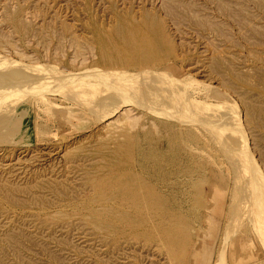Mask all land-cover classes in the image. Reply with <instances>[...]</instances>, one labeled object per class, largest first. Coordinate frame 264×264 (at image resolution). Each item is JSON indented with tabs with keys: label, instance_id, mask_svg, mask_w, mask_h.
<instances>
[{
	"label": "rangeland",
	"instance_id": "374dc122",
	"mask_svg": "<svg viewBox=\"0 0 264 264\" xmlns=\"http://www.w3.org/2000/svg\"><path fill=\"white\" fill-rule=\"evenodd\" d=\"M2 58L85 81L101 72V84L126 70H160L152 81L188 86L167 88L150 105L135 92L136 101L100 118L66 95L64 81L49 91L39 78L27 85L0 74V264H196L209 256L219 264L227 240L238 244L225 258L240 251L250 256L245 264H264L249 210L237 213L238 226L227 220L237 183L246 194L261 180L264 190V0H0ZM188 97L189 111L180 109ZM166 103L171 118L146 113ZM190 107L201 108L199 120ZM225 110L237 116L248 153L219 134L222 148L203 125ZM249 175L255 182L246 183Z\"/></svg>",
	"mask_w": 264,
	"mask_h": 264
},
{
	"label": "bare ground",
	"instance_id": "6f19581e",
	"mask_svg": "<svg viewBox=\"0 0 264 264\" xmlns=\"http://www.w3.org/2000/svg\"><path fill=\"white\" fill-rule=\"evenodd\" d=\"M148 30H149V28H148ZM159 31V30H158ZM158 31H157V33H158ZM128 32V31H127ZM149 32V31H148ZM130 34H128V36H129ZM133 35H134V33L132 34V37H133ZM136 35V34H135ZM148 35V34H147ZM163 35V34H162ZM144 36V35H143ZM150 36V35H149ZM155 36V35H154ZM160 36V35H159ZM147 37V36H146ZM128 38H130L131 39V37H128ZM145 38V37H144ZM152 38H153V36H152ZM166 38V37H165ZM147 39V38H146ZM156 39V38H155ZM162 40H163V36H162ZM161 40V41H162ZM165 40V39H164ZM137 41V40H136ZM147 41V40H146ZM149 41H150V39H149ZM154 39H153V43H154ZM165 41H167V40H165ZM134 42H135V39H134ZM164 42V41H163ZM128 43H129V41H128ZM149 43V42H148ZM159 43V42H158ZM125 44H127V42L125 43ZM130 44V43H129ZM133 44H135L136 46H137V44L136 43H133ZM152 44V43H151ZM156 44H157V42H156ZM131 45V44H130ZM130 45H125L126 46V48H128V46H130ZM139 45H141L140 44V42L138 43V46ZM144 45V44H143ZM145 45H147V43L145 44ZM144 45V46H145ZM154 46H155V44H153ZM167 45V44H166ZM104 46H106V44L104 45ZM137 46V47H138ZM149 46V45H148ZM148 46H147V48H148ZM152 46V45H151ZM150 46V47H151ZM158 46V45H157ZM160 46V45H159ZM107 47V46H106ZM114 47V46H113ZM132 47V46H131ZM134 47V46H133ZM136 48V47H135ZM141 48V47H140ZM143 48V47H142ZM145 48V47H144ZM153 48V47H152ZM151 48V49H152ZM155 48H157V47H155ZM154 48V49H155ZM102 49L104 50V48L102 47ZM131 50H132V48H130ZM149 49V48H148ZM102 50V51H103ZM105 50H107L106 48H105ZM128 50V49H127ZM130 50V51H131ZM135 50V49H134ZM137 50V53H138V50L139 49H136ZM142 50V49H141ZM146 50V49H145ZM150 50V49H149ZM153 50V49H152ZM156 50V49H155ZM101 51V52H102ZM110 51V50H109ZM159 50H157L156 52H158ZM107 52V51H106ZM105 52V53H106ZM151 52V51H150ZM119 53V52H118ZM134 53V52H133ZM139 53H141V52H139ZM142 53H145V52H142ZM159 53H161V51L159 52ZM104 54V53H103ZM107 54H108V52H107ZM120 54H122V53H120ZM154 54H157L158 55V53H153V55ZM106 55V54H105ZM105 55H103V57L105 56ZM110 54H108V56L107 57H110L109 56ZM119 55V54H118ZM135 55V54H134ZM150 56H152V54H149ZM149 55H147V57L149 56ZM164 55V54H163ZM141 55H139V57H140ZM145 56V55H144ZM161 55L159 54L158 55V57H156L157 58V61H158V58L160 57ZM106 57V56H105ZM112 57L113 56H111V59H112ZM123 57V56H122ZM137 57V56H136ZM146 57V58H147ZM155 57V56H154ZM114 58V57H113ZM119 58H121V57H119ZM145 58V59H146ZM156 58H154V60L156 59ZM163 58V57H162ZM166 58H167V54H166ZM165 58V59H166ZM104 59V58H103ZM102 59V60H103ZM107 59V58H106ZM105 59V60H106ZM110 59V58H109ZM125 59H126V57H125ZM125 59H123V60H125ZM145 59L143 58V60H144V62H145ZM148 59V58H147ZM146 59V60H147ZM149 59H151L150 57H149ZM161 59V58H160ZM2 60H3V62H6V65L7 66H5V67H0V69H2L1 71H0V74H3V76H4V74H6L7 72H10V74L12 75V74H16L17 76H14V79H16L17 81H20V84H21V81L23 82H28V84L27 85H30V82H29V80H31V78H36L37 80H38V78H39V82L36 84V86L39 84L40 85V83L42 82L43 83V87H39V89L40 88H48L49 89V87H50V84L49 83H51L52 85H53V83L54 84H58V80H61V82L60 83H62V81H64L65 82V84H66V86H62L63 85V83H62V85H58V87H60V86H62L63 87V90L64 91H66V95H69V97H71V98H74V100L75 101H77V103H78V105H82L83 107H85V108H87V111H89V112H91V111H93V112H97V113H101L102 115H99L100 116V118H102L103 117V114L105 113V112H107L106 114H110V113H108L109 111L111 112V110H118V108H122V106H127V105H130L131 104V101H136L137 99H135V98H133L132 96H133V94H135V92H137L138 94H137V96H139V97H136V98H138V100H141L140 102L142 103V101L143 102H152L153 100H163V98L164 97H167L168 96V93H167V96H164L163 94L166 92L165 90H167V88H170V90H172V92H174V90H175V92L177 91V89L179 88V87H183V86H188L187 85V81H180L178 84H177V86L175 87L174 85H172L171 87L168 85V83H165V81L163 82V83H161L162 81L160 80L159 81V79H158V81L159 82H157V79L156 80H154V81H152L153 79L152 78H154L155 76H157V75H153V73H157L158 75H161V74H164V72L163 71H160V70H153V71H149V73L150 74H152V75H146L145 74V76L143 75V76H139V75H137V74H135V73H131V71L129 72V71H124V75L123 74H118V77L116 76V79H119L120 78V80H116V79H113L114 77H115V75H117V74H112V80H108V82H106V84L104 83V84H101L99 81L100 80H97V78L99 79H103V75L101 74V72L100 73H96V75L95 76H97V78L96 77H94L95 79H96V81L94 80V79H92L93 81H91L89 78L90 77H88L87 79H89L90 81H85V79H86V77L83 79V75H82V77H81V75L79 76L78 74H75V75H69V74H65V73H63V72H61V71H57V70H55V68H52V67H48V66H46V67H44V66H36V67H28V66H26L25 64H22V63H14V62H11V61H7V60H5L4 58H2ZM1 59H0V61H2ZM164 60V59H163ZM114 61V60H113ZM122 61V60H121ZM126 61H127V59H126ZM131 61V60H130ZM136 61V60H135ZM140 62V61H139ZM154 62V64L155 63H157V62H155V61H153ZM108 63V62H107ZM115 63V62H114ZM123 63V62H122ZM131 63V62H130ZM137 63V62H136ZM142 63V62H141ZM148 63H150V61L148 62ZM148 63L146 62L145 64H147L148 65ZM158 63H160V62H158ZM112 64V63H111ZM124 64H126V63H124ZM127 64H129V62L127 63ZM126 64V65H127ZM132 64V63H131ZM151 64H153L152 62H151ZM108 65V64H107ZM130 65V64H129ZM112 66H113V64H112ZM121 67H122V65H121ZM143 69V68H142ZM166 69V68H165ZM119 70H120V68H119ZM110 71V70H109ZM108 72V71H107ZM106 71L103 73L104 75H105V78H106V73H107ZM144 73V72H143ZM93 74H95V73H88V74H85L86 76L87 75H90V76H92ZM108 74V73H107ZM148 74V73H147ZM7 75H8V73H7ZM121 75H123V76H121ZM6 76V75H5ZM13 76V75H12ZM37 76V77H36ZM164 76V75H163ZM110 77H111V75H110ZM122 77V78H121ZM124 77H126V78H124ZM128 77V78H127ZM158 77V76H157ZM156 77V78H157ZM165 77V76H164ZM8 78V77H7ZM34 78V79H35ZM91 78H93V76L91 77ZM124 78V79H123ZM12 79V78H11ZM10 78H9V81L11 80ZM33 79V80H34ZM36 79L34 80V82L36 81ZM49 79H52V81H49ZM101 79V81L102 82H104V80H102ZM108 79H109V77H108ZM155 79V78H154ZM32 80V81H33ZM106 80V79H105ZM13 81V80H12ZM16 81V82H17ZM67 81V82H66ZM70 81V82H69ZM15 82V81H14ZM56 82V83H55ZM100 84H99V83ZM19 83V82H18ZM36 83V82H35ZM42 83H41V86H42ZM48 83V84H47ZM74 83H75V86H74ZM78 83H80V85L78 84ZM84 83V84H83ZM189 84H191V83H189ZM35 85V84H34ZM34 85H32V87H28L29 89L31 88L32 90L30 91V94H33L34 96H35V94H38V93H36V92H33V89H34V87L36 88V86H34ZM54 86H57V85H54ZM72 86H73V88H72ZM16 87V86H15ZM24 87H26V86H24ZM38 87V86H37ZM51 88H52V86H51ZM54 88V87H53ZM67 88H70L69 90L67 89ZM72 88V89H71ZM175 88H177V89H175ZM188 88V87H187ZM186 88V89H187ZM17 89V88H16ZM38 88L37 89H35L36 91H38L39 90ZM183 89V88H182ZM5 90V89H4ZM55 90V89H54ZM140 90V91H139ZM170 90H169V93H170ZM185 90V89H184ZM42 91V90H41ZM44 91V90H43ZM42 91V92H43ZM49 91H50V89H49ZM62 91V90H61ZM1 92V91H0ZM188 92V91H187ZM187 92H186V94H187ZM47 93V92H46ZM140 93V94H139ZM64 94H65V92H64ZM176 94V93H175ZM185 92L183 93V95H182V98H183V96L185 97ZM8 94H6V96H7ZM16 95V94H15ZM45 95V94H44ZM4 96V95H3ZM14 96V95H13ZM0 97H2V95H1V93H0ZM177 97V96H176ZM187 97V96H186ZM7 98V97H6ZM20 98H22V99H19V101H15L16 103H18V105L22 102V100L23 99H25V98H27V95H23V96H21ZM35 98L37 99V97L35 96ZM182 98L180 99L181 101H183L182 103H179V99H178V105L180 106V109H182V108H184L185 110L187 109L188 111H189V106L192 104H190L189 102H190V100H189V97L188 98H186L185 100L187 101V99H188V105H186V107H182V104H184V102L186 103V101H184V100H182ZM2 99V98H1ZM1 99H0V101H1ZM49 99V98H48ZM52 99V98H51ZM169 99H170V97H169ZM169 99L167 100V102L169 101ZM45 100H47L46 98H42V100H39V101H45ZM174 100V99H173ZM173 100H171L172 102H173ZM54 102V101H53ZM161 102V101H160ZM160 102H155V106H156V104H158V103H160ZM175 102H176V100H175ZM175 102H173L174 104H175ZM80 103V104H79ZM163 103V102H162ZM164 103H165V101H164ZM177 103V102H176ZM186 103V104H187ZM145 104H147V103H145ZM151 103H149V105H150ZM153 105V104H152ZM159 105V104H158ZM155 106L153 105L152 107H154V110L153 109H149L148 108V110H147V112L146 113H150V114H152L155 118H159V119H163V120H166V119H168V116L171 118V116H170V114H168L169 112H171V110H170V106H172V105H170V104H168V103H166V104H163L162 106H163V108L162 109H157L156 110V108H155ZM175 106V105H174ZM173 107V106H172ZM177 107V106H176ZM203 107H205V106H202V110H204L203 109ZM191 108V107H190ZM215 108V107H214ZM111 109V110H110ZM173 109V108H172ZM192 109V108H191ZM178 110V109H177ZM193 110V109H192ZM195 110V111H194ZM193 110V112L194 113H190V115L191 116H193L194 118H197V116H202V115H200L201 113H202V111H201V108L199 107L198 109H194ZM80 112L82 111V110H79ZM180 111H182V110H180ZM92 112V113H93ZM113 112V111H112ZM183 112H184V110H183ZM83 115H81V117L82 118H86L87 117V114L88 113H86V114H84V112L82 111L81 112ZM178 113V112H177ZM180 113V112H179ZM186 113V112H185ZM188 114V113H187ZM217 114H219V115H217L216 116V113L215 114H213V117H211L212 116V112H211V116L210 117H204L203 116V125H208L209 127V131H210V133H211V135H216V137H215V141H216V139L218 138V143H219V141H220V143L223 145V147L222 148H224V143L225 142H227L223 137H222V139L218 136L219 134L221 135H223V136H229L230 138H231V141H230V143H231V146H232V149H233V147H234V149L233 150H235V148H240V150L241 151H244V153H248V152H245L246 150H247V142L245 143V139H246V137H245V135L242 133V129H241V124H238L237 123V116L236 115H234V114H231V113H229L227 110H225V111H223V112H221V113H217ZM89 115V114H88ZM105 115V114H104ZM210 115V114H209ZM74 116V115H73ZM188 116V115H187ZM190 116V117H191ZM216 116V117H215ZM236 116V117H235ZM78 117V116H77ZM81 118V119H82ZM173 118V117H172ZM173 119H176V118H173ZM173 119H170V120H167L166 121V124H168V125H170L171 127L173 126L174 127V120ZM198 119V118H197ZM98 120H99V117H98ZM199 120V119H198ZM200 121H201V119H200ZM177 122H178V120H177ZM185 122H186V120H185ZM189 122H192V121H188L187 122V124H189ZM238 122H239V120H238ZM184 123V122H183ZM192 123H194V122H192ZM201 123H202V121H201ZM173 124V125H172ZM182 124V123H181ZM185 125H186V123H184ZM170 128V127H169ZM192 129V128H191ZM191 129H189V130H187V133H190V130ZM172 130V129H171ZM182 133V132H181ZM185 135H186V131H185ZM189 135V134H188ZM221 135V136H222ZM182 136H184V135H182ZM171 137H169V139H170ZM184 138H185V136H184ZM197 138V137H196ZM160 139V138H159ZM163 139V138H162ZM169 139H167L168 141H169ZM183 139V138H182ZM214 139V138H213ZM164 140V139H163ZM167 140H166V142H167ZM176 141V140H175ZM201 141V140H200ZM171 143V142H170ZM180 143V142H179ZM208 144V143H207ZM226 144V143H225ZM170 145V144H169ZM209 145V144H208ZM213 145V144H212ZM172 146H173V144H172ZM207 146V145H206ZM226 146V145H225ZM230 146V145H229ZM230 146V147H231ZM163 147V146H162ZM177 147V146H176ZM172 148V147H171ZM171 148H170V150H171ZM192 148V147H191ZM227 148H228V146H227ZM147 150V149H146ZM167 150V149H166ZM151 151V150H150ZM225 151V150H224ZM228 151H229V148H228ZM118 153V152H117ZM230 153V152H229ZM132 157V156H131ZM186 157H188V156H186ZM185 157V158H186ZM239 160H243L242 158H239L238 157V162H239ZM248 160V159H247ZM250 160V159H249ZM249 160H248V163H249ZM245 161V160H244ZM243 161V162H244ZM185 162H186V160H185ZM234 162V161H233ZM251 162V161H250ZM193 163V162H192ZM240 163V162H239ZM242 163V162H241ZM248 163L246 162V165L248 166ZM186 164H188V163H186ZM253 164V163H252ZM245 165V164H244ZM194 166V165H193ZM242 166H243V163H242ZM197 167V166H196ZM244 167V166H243ZM246 167V166H245ZM244 167V168H245ZM256 167V166H255ZM255 167H254V169H255ZM249 170L252 168V167H250V163H249ZM196 169V168H195ZM243 169V168H242ZM241 169V170H242ZM239 170V169H238ZM240 170V171H241ZM258 170V169H257ZM256 170V171H257ZM199 171V170H198ZM203 171V170H202ZM251 171H253V169L251 170ZM235 172V171H234ZM236 172H237V170H236ZM249 173V172H248ZM253 173V172H252ZM252 173H251V175H252ZM239 174V173H238ZM253 175H255V174H253ZM234 176H237V175H234ZM248 177V179H246L247 180V182L246 183H248L249 182V177H250V175L249 176H247ZM254 177H258V172H257V176H254ZM253 176H251L250 178L252 179V180H254V182H255V178H254ZM239 178V177H238ZM238 178H236V180L238 179ZM240 178H241V175H240ZM242 178H243V176H242ZM243 180H244V178H243ZM252 180H250V183L249 184H252L253 183V181ZM242 181V180H241ZM241 181H240V183H241ZM236 182V181H235ZM256 182L257 183H259V179L258 180H256ZM134 183V182H133ZM260 183H261V180H260ZM259 183V184H260ZM143 184V183H142ZM249 184L247 185V190L246 191H248V187H249ZM254 185H255V183H253ZM257 185L252 191H251V187H250V190L248 191V193L246 192V194L244 193V191H245V189H243V188H245L244 187V185H243V187H242V185L240 186L239 185V183H237V185H238V188H237V186H236V190H237V192H238V195H237V197H236V195H234V193H235V191H234V193H233V200H232V202L234 203L233 205H235V207H233L232 209H231V214L227 217V220H229L228 222V224L229 225H231L230 224V222H231V220H232V224L234 225L235 224V222L237 221V217H236V215H237V213H239L241 210H242V212H244L245 210H249V216H250V218L254 221V223L256 222V225H257V223H258V226H256L257 228H258V231H259V233H260V235H261V244L263 245V247H264V190H263V188H262V186L261 185ZM135 185H136V183H135ZM121 188H123V187H121ZM130 188V187H129ZM136 188V187H135ZM141 188V187H140ZM139 188V189H140ZM253 188V187H252ZM138 189V190H139ZM136 191H137V189H135ZM120 191H121V189H120ZM118 193V192H117ZM138 193V192H137ZM124 194V193H123ZM135 194V193H134ZM236 194V193H235ZM128 195V194H127ZM244 195H246V196H244ZM188 197V196H187ZM201 198L199 197V200H200ZM131 202V201H130ZM191 202V201H190ZM202 202V201H201ZM190 205V204H189ZM232 205V204H231ZM124 206V205H123ZM141 207V206H140ZM232 207V206H231ZM125 208V207H124ZM142 209V208H141ZM148 212V211H147ZM260 212H262L263 213V215L260 213ZM118 215H119V213H118ZM117 215V216H118ZM152 215V214H151ZM116 216V215H115ZM119 219V218H118ZM202 220V219H201ZM238 222H240V221H238ZM238 222H236V225H237V223ZM246 222V221H245ZM244 222V223H245ZM243 223V224H244ZM242 223H241V225L239 224V227L241 226L242 227V225H243ZM217 225V224H216ZM235 226V225H234ZM238 226V225H237ZM231 227H233V226H231ZM245 227V226H244ZM235 228V227H234ZM247 228V227H246ZM246 228H244V231H245V229ZM229 231H228V233H230V229H228ZM234 230V229H233ZM235 230H237V229H235ZM233 232H235V231H233ZM246 232V231H245ZM227 233V232H226ZM227 239H228V236L226 237ZM230 239V238H229ZM239 242V241H238ZM227 243H228V245H227ZM249 243V242H248ZM234 244H238L236 241H228L227 240V242H226V244H225V247H224V245H223V247H222V251L220 252V254H219V257H220V261H221V263L219 262V264H245L244 262H246V261H248V259L250 258V256H248V253H247V257L245 256L244 257V255L242 254L243 252H237V256H236V258H234V260H229L228 258H225L227 255H228V250H229V247H233L234 246ZM252 244V243H251ZM250 244V245H251ZM245 245V244H244ZM206 246H208V245H206ZM210 249V248H209ZM208 250V249H207ZM211 250V249H210ZM250 252V251H249ZM254 252H256V251H254ZM219 253V252H218ZM216 254V253H215ZM260 254V253H259ZM212 255V254H211ZM242 255V256H241ZM253 255V254H252ZM213 256V255H212ZM241 256V257H240ZM260 256H261V254H260ZM210 257V256H209ZM209 257H206V258H204V263H203V259H198V260H195V261H197V263L196 264H210V259H209ZM218 257V258H219ZM261 259H262V257H260ZM226 261V262H222V261ZM260 261V260H259ZM262 262V261H261ZM260 262V263H261ZM264 262V261H263ZM192 263H194V261L192 262ZM255 264V263H254ZM257 264V263H256Z\"/></svg>",
	"mask_w": 264,
	"mask_h": 264
}]
</instances>
